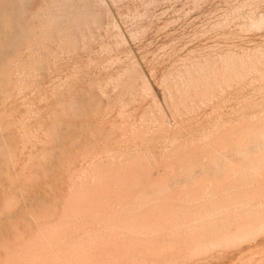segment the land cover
Returning a JSON list of instances; mask_svg holds the SVG:
<instances>
[{
    "label": "rangeland",
    "instance_id": "obj_1",
    "mask_svg": "<svg viewBox=\"0 0 264 264\" xmlns=\"http://www.w3.org/2000/svg\"><path fill=\"white\" fill-rule=\"evenodd\" d=\"M84 88L86 91L82 90ZM241 120L243 121L240 122ZM177 127L182 129L179 131ZM219 127L227 131H222ZM263 127L264 0H0V264H107L109 261L110 264H259V261L264 264V194H260L264 191ZM165 128L167 129L164 131ZM200 135L203 137L200 138ZM190 137L194 142L192 140L190 143ZM196 137L197 140L200 138V142ZM259 137L260 140L251 142ZM208 141L210 143H207ZM224 141V147H217L224 144ZM180 143L185 145L184 148ZM202 143L204 146H212H205L202 151ZM255 146L257 148L254 149ZM163 151L167 152L164 161ZM255 154L258 156L255 157ZM183 155L186 158L183 159ZM212 156L216 157L213 159ZM201 159L204 162L198 161ZM141 167L144 169L141 170ZM186 170L189 171L185 172ZM127 172L129 174L125 177ZM242 173H245V177ZM249 173L253 175L250 176ZM119 174H124L125 176H122L126 179L129 177L130 181L125 183L126 186L121 184L125 178ZM111 175H119L120 182L117 179V184L115 178V183ZM140 175L144 181L140 179ZM158 177L161 185L157 182ZM164 177L170 179L167 181ZM242 177L246 183L242 181ZM154 178L160 187L154 182ZM195 181L197 183H194ZM208 182H211V187ZM97 183L99 185H96ZM102 183H106L108 188ZM94 185L100 186L101 192L103 188V200L99 198L101 192L100 195L95 194L99 188H93ZM111 185L114 187L113 191ZM117 185L120 188L125 187L127 193L125 188H122L121 192ZM170 187L169 191L166 190ZM181 187H186L187 190H182ZM236 187H240L239 193L235 192ZM104 188L110 189L109 192ZM90 189L98 190L94 193ZM129 190L132 196H129ZM117 191L120 194H117ZM188 192L194 196L191 197ZM226 192H229V195L224 196L223 193ZM124 193L128 196H124ZM151 193L154 197L152 199ZM91 194L96 199H92ZM202 196H206L205 199H202ZM215 196H219L221 202ZM145 198L149 199L147 202L149 201L151 206L145 202ZM206 199V202H201ZM85 200L90 204L85 205ZM96 200H99V204ZM101 200L102 203L105 202L104 206L108 201V205L100 206L103 205ZM237 201L238 205L243 203L241 206L244 209L234 206ZM160 202L163 204H159ZM188 202L195 205L190 207ZM112 203L115 207H111ZM145 203L148 207H145ZM94 204L98 208H95ZM140 204L147 209H140L138 212L137 207L142 208ZM204 204L208 210L213 207V211L210 213L204 209ZM223 205L230 210L223 208ZM126 206H129L130 211H124L128 210ZM99 207L105 209L100 212H104L102 216L97 214ZM92 208L98 209L97 213ZM193 208H196L197 212ZM186 209H190V212L185 213ZM211 210L210 208L209 211ZM195 212H199V216L195 215ZM204 212L210 215H205ZM189 214L190 218L194 216L192 220L188 217ZM201 214L205 220L213 221L212 224L216 218V223L220 220L221 222L212 225L215 228L213 231L211 221L210 226L204 225L209 222L205 221ZM216 214L217 216L213 217ZM251 216L256 219L253 220ZM128 217L133 219L132 226L131 220H128L130 223L126 220ZM121 220L124 224H130H123V227L127 228L126 233ZM83 222L89 225H83ZM222 223L223 226L220 227ZM183 224L186 228H182ZM179 225L191 233L185 234ZM150 226H153V232L152 229L147 231ZM160 226L164 228L161 230ZM248 226L250 231L247 230ZM131 227L137 230L134 231ZM197 227L202 228V233ZM207 227L210 231L205 230ZM222 227L226 237L221 234L224 233ZM81 228H84V231ZM252 228L256 229L253 231ZM115 229L118 233H115ZM195 229L199 236L196 235ZM128 230L136 234L127 233ZM104 232L115 233L114 236L121 239L115 240V237ZM177 233L181 234V238ZM235 233L239 235L235 236ZM155 234L158 235L152 237ZM222 235L225 237L224 241H218ZM113 240L114 243L117 241L115 245ZM203 240L207 243L209 241L207 245L204 244L205 247L202 245L204 248L199 246L203 244ZM222 241L228 249L223 246ZM193 242L198 245L195 246ZM104 243L110 247H106ZM220 243L223 247L219 246ZM198 246L199 249L196 248ZM94 253H97L98 261ZM89 254L94 259L90 260ZM98 254L102 256V260Z\"/></svg>",
    "mask_w": 264,
    "mask_h": 264
},
{
    "label": "bare ground",
    "instance_id": "obj_2",
    "mask_svg": "<svg viewBox=\"0 0 264 264\" xmlns=\"http://www.w3.org/2000/svg\"><path fill=\"white\" fill-rule=\"evenodd\" d=\"M77 43H78V42H77ZM261 44H262V43H261ZM53 48H54V47H53ZM262 49H263V48H262ZM251 51H252V50H251ZM241 52H242V51H241ZM44 55H45V53H44ZM29 56H30V55H29ZM52 59H53V58H52ZM49 61H51V60H49ZM54 61H55V60H54ZM64 62H65V61H64ZM64 62H63V63H64ZM51 64H52V63H51ZM54 64H55V63H54ZM77 66H78V65H77ZM80 66H81V65H80ZM65 68H66V67H65ZM16 69H17V68H16ZM56 69H57V68H56ZM9 70H10V69H9ZM241 70H242V69H241ZM66 71H67V70H66ZM66 71H65V72H66ZM63 73H64V72H63ZM55 74H56V73H55ZM233 74H234V73H233ZM25 75H26V74H25ZM117 75H118V74H117ZM12 76H13V75H12ZM53 76H54V75H53ZM105 76H106V75H105ZM56 77H57V76H56ZM258 77H259V76H258ZM62 78H63V77H62ZM115 78H116V77H115ZM37 79H38V78H37ZM90 79H91V78H90ZM94 80H95V79H94ZM109 80H110V79H109ZM51 82H52V81H51ZM66 83H67V82H66ZM87 83H88V82H87ZM98 83H99V82H98ZM111 83H112V82H111ZM36 84H37V83H36ZM44 84H45V83H44ZM115 84H116V83H115ZM248 84H249V83H248ZM94 85H95V84H94ZM63 86H64V85H63ZM70 86H71V85H70ZM97 86H98V85H97ZM101 86H102V85H101ZM101 86H100V87H101ZM121 86H122V85H121ZM98 87H99V86H98ZM105 87H106V86H105ZM66 88H67V87H66ZM113 88H114V87H113ZM241 88H242V87H241ZM256 88H257V87H256ZM9 89H10V88H9ZM51 89H52V88H51ZM239 89H240V88H239ZM82 90H85V91H86L85 88L82 89ZM113 91H114V90H113ZM238 91H239V90H238ZM241 91H242V90H241ZM83 92H84V91H83ZM83 92L81 91V93H83ZM239 92H240V91H239ZM28 93H29V92H28ZM20 94H21V93H20ZM71 94H72V92H71ZM77 94H78V93H77ZM77 94H76V95H77ZM57 96H58V95H57ZM236 96H237V95H236ZM44 97H45V96H44ZM233 97H234V96H233ZM65 98H66V97H65ZM216 98H217V97H216ZM226 99H227V98H226ZM226 99H224V100H226ZM61 100H62V99H61ZM64 101H65V99H64ZM74 101H75V100H74ZM126 102H127V101H126ZM59 103H60V102H59ZM66 103H67V102H66ZM79 103H80V102H79ZM29 104H30V103H29ZM40 104H41V103H40ZM236 104H237V103H236ZM73 105H74V104H73ZM45 106H46V105H45ZM58 107H59V106H58ZM77 107H78V106H77ZM79 107H80V106H79ZM8 109H9V108H8ZM58 109H59V108H58ZM75 109H76V108H75ZM78 109H79V108H78ZM83 109H84V108H83ZM86 109H87V108H86ZM98 109H99V108H98ZM59 110H60V109H59ZM76 110H77V109H76ZM76 110H74V111H76ZM215 110H216V109H215ZM9 111H10V110H9ZM83 111H84V110H83ZM95 111H96V110H95ZM131 111H132V110H131ZM47 112H48V111H47ZM35 113H36V112H35ZM68 113H69V112H68ZM81 113H82V111H81ZM96 113H97V112H96ZM38 114H39V113H38ZM43 114H44V113H43ZM83 114H84V112H83ZM88 114H89V113H88ZM260 114H262V113H260ZM47 115H48V114H47ZM74 115H75V114H74ZM206 115H207V114H206ZM226 115H227V114H226ZM62 116H63V115H62ZM78 116H79V115H78ZM45 117H46V116H45ZM45 117H44V118H45ZM79 117H80V116H79ZM82 117H83V116H82ZM82 117H81V119H82ZM115 117H116V115H115ZM238 117H239V116H238ZM74 118H75V117H74ZM85 118H86V117H85ZM102 118H103V117H102ZM40 119H41V118H40ZM240 119H241V118H240ZM12 120H13V119H12ZM65 120H66V118H65ZM85 120H86V119H85ZM238 120H239V119H238ZM238 120H236V123L238 122ZM202 121H203V120H202ZM233 121H234V120H233ZM242 121H243V120H241L240 122H242ZM7 122H8V121H7ZM10 122H12V121H10ZM46 122H47V121H46ZM162 122H163V121H162ZM181 122H183V120H181ZM234 122H235V121H234ZM177 123H178V122H177ZM49 124H50V123H49ZM73 124H74V123H73ZM174 124H176V122H174ZM181 124L183 125V123H181ZM196 124H197V123H196ZM232 124H234V123L232 122ZM232 124H231V126H233ZM239 124H240V123H239ZM244 124H246V123H244ZM249 124H250V122H249ZM42 125H43V124H42ZM69 125H70V124H69ZM78 125H79V124H78ZM177 125L180 126V124H177ZM184 125H186V123H185ZM192 125H193V124H192ZM205 125H206V124H205ZM215 125H216V124H215ZM66 126H67V125H66ZM188 126H189V125H188ZM190 126H191V125H190ZM213 126H214V125H213ZM213 126H212V127H213ZM229 126H230V124H229ZM234 126H235V125H234ZM234 126H233V127H234ZM239 126H240V125H239ZM245 126H246V125H245ZM72 127H73V126H72ZM82 127H83V126H82ZM88 127H89V126H88ZM157 127H158V126H157ZM165 127H166V126H165ZM185 127H186V126H185ZM210 127H211V126H210ZM210 127L208 126V128H210ZM247 127H248V126H247ZM86 128H87V127H86ZM158 128H159V127H158ZM163 128H164V124H163ZM177 128H178V127H177ZM177 128H176V129H177ZM180 128H181V127H180ZM180 128H178L179 131H180ZM183 128H184V127H183ZM187 128H188V127H187ZM189 128H190V127H189ZM223 128H224V126H223ZM238 128H239V127H238ZM238 128H236V129H238ZM71 129H72V128H71ZM77 129H79V127H78ZM166 129H167V128H165L164 131H165ZM174 129H175V128H174ZM181 129H182V128H181ZM213 129H214V127H213ZM213 129H212V130H213ZM219 129H222V128L219 127ZM227 129H228V128H227ZM246 129H248V128H246ZM250 129H251V127H250ZM254 129H255V128H254ZM262 129H264V127H263ZM84 130H85V127H84ZM86 130H87V129H86ZM198 130H199V129H198ZM209 130H211V129H209ZM217 130H218V129H217ZM223 130H224V129H222V131H223ZM228 130H229V129H228ZM233 130H235V129H233ZM233 130H232V131H233ZM160 131H161V130H160ZM224 131L226 132L227 130H224ZM235 131H237V130H235ZM244 131H245V130H244ZM250 131H251V130H249L248 133H250ZM256 131L258 132V131H260V130H256ZM256 131H255L254 133H256ZM17 132H18V131H17ZM29 132H30V131H29ZM210 132H211V131H210ZM214 132H215V131H213V133H214ZM242 132H243V130H242ZM245 132H246V131H245ZM252 132H253V131H252ZM260 132H261V131H260ZM30 133H31V132H30ZM114 133H115V132H114ZM186 133H187V132H186ZM199 133H200V132H199ZM248 133H247V134H248ZM187 134L189 135V133H187ZM206 134L208 135V132H207ZM211 134H212V132H211ZM216 134H217V133H215V135H216ZM239 134H240V133H239ZM241 134H243V133H241ZM252 134H253V133H252ZM256 134H257V133H256ZM262 134H263V133H262ZM70 135L72 136V134H70ZM204 135H205V134H204ZM207 135H206L205 137H207ZM217 135H219V134H217ZM243 135H245V134H243ZM257 135H258V134H257ZM73 136H75V135H73ZM90 136H91V135H90ZM93 136H94V135H93ZM184 136H185V135H184ZM190 136H191V135H190ZM200 136H201L200 138L203 137L202 135H200ZM210 136H212V135H210ZM237 136H238V134H237ZM82 137H83V136H82ZM216 137H217V136H216ZM222 137H223V135H222ZM222 137H219V138H222ZM243 137H244V136H243ZM248 137H249V136H248ZM66 138H67V137H66ZM180 138H181V137H180ZM182 138H183V137H182ZM184 138H185V137H184ZM200 138H198L199 140H197V137H196V140L200 142ZM210 138H211V137H210ZM235 138H237L238 140L240 139L239 137H236V136H235ZM255 138H256V136H255ZM261 138H262V140H263V137H261ZM41 139H42V138H41ZM72 139H74V138H72ZM79 139H80V138H79ZM190 139H191V140H190ZM190 139H188V141L190 140V143H191L192 140H193V142H194V139H192L191 137H190ZM227 139H228V138H227ZM237 139H236V140H237ZM241 139H242V138H241ZM244 139H245V137L242 139V141H243ZM246 139H247V136H246ZM252 139H254V138H252ZM153 140H154V139H153ZM207 140H208V138H207ZM212 140H213V137H212ZM223 140H224V139H223ZM250 140H251V139H250ZM258 140H260V137H259L257 140H255V141H254V140H251V142H252V141H253V142H256V141H258ZM66 141H67V140H66ZM178 141H179V140H178ZM227 141H228V140H227ZM263 141H264V140H263ZM263 141H262V143H264ZM64 142H65V141H64ZM73 142H74V141H73ZM195 142H196V141H195ZM202 142H204V141H202ZM243 142H244V141H243ZM248 142H249V141H248ZM253 142H252V143H253ZM260 142H261V141H260ZM66 143H67V142H66ZM184 143H185V142H184ZM186 143H187V142H186ZM186 143H185V144H186ZM207 143H210V141H208ZM214 143H215V142H214ZM219 143H220V142H219ZM151 144H152V143H151ZM175 144H176V143H175ZM180 144H181V143H180ZM180 144H179V145H180ZM182 144H183V143H182ZM182 144H181V146H183V148H184L185 145H182ZM192 144H193V143H192ZM197 144L201 145L200 143H197ZM229 144H230V143H229ZM229 144H228V145H229ZM67 145H68V144H67ZM70 145H71V144H70ZM97 145H98V144H97ZM195 145H196V144H194V146H195ZM202 145L204 146L203 143H202ZM210 145H211V144H210ZM214 145H215V144H214ZM220 145H221V146L226 145V144H225V141H224V144H219V145H217V147L220 148V147H221ZM262 145H263V144H262ZM63 146H64V145H63ZM65 146H66V145H65ZM71 146H73V145H71ZM71 146H70V147H71ZM176 146H177V145H176ZM192 146H193V145H192ZM205 146H206V144H205ZM205 146L203 147V150H202V151H204ZM211 146H212V145H211ZM211 146H208V145H207L206 147H210V148H211ZM236 146H237V145H236ZM251 146H253V145H251ZM91 147H92V146H91ZM150 147H151V146H150ZM152 147H153V146H152ZM187 147H189V143H188V146H187ZM190 147H191V144H190ZM195 147H196V146H195ZM223 147H224V146H223ZM225 147H226V146H225ZM231 147H232V146H231ZM231 147H230V148H231ZM238 147H239V146H238ZM248 147H249V146H248ZM75 148H76V147H75ZM94 148H95V147H94ZM98 148H99V147H98ZM171 148H172V147H171ZM171 148H169V149H171ZM200 148H202V147H200ZM210 148H209V149H210ZM215 148H216V145H215ZM226 148H227V147H226ZM230 148H229V149H230ZM253 148L255 149V148H257V147L255 146V147H253ZM68 149H69V148H68ZM76 149H77V148H76ZM89 149H90V148H89ZM161 149H162V148H161ZM167 149H168V148H167ZM173 149H175V148H173ZM235 149H237V148H235ZM250 149L252 150L251 147H250ZM250 149H247V150H250ZM163 150H165V149H163ZM187 150H188V148H187ZM187 150L185 149V151H187ZM191 150H193V149L191 148ZM205 150H206V149H205ZM212 150H213V149H212ZM224 150H225V149H224ZM224 150H223V151H224ZM231 150L233 151L234 149H231ZM251 150H250V151H251ZM35 151H36V150H35ZM76 151H77V150H76ZM94 151H95V150H94ZM169 151H170V150H169ZM171 151H172V150H171ZM171 151H170V152H171ZM195 151H196V150H195ZM207 151H208V149H207ZM225 151H227V150H225ZM229 151H230V150H229ZM229 151H228V152H229ZM232 151H231V152H232ZM220 152H222V151H220ZM236 152H237V151H236ZM239 152H240V151H239ZM246 152H248V151H246ZM160 153H161V152H160ZM163 153H164V156H163L164 159H162V160L164 161V160H165V155H166L167 152L165 153V152L163 151ZM163 153H162V155H163ZM172 153H173V151H172ZM179 153H180V152H179ZM193 153H194V152H193ZM225 153H226V152H225ZM229 153H230V152H229ZM70 154H72V153H70ZM151 154H152V153H151ZM168 154H169V152H168ZM168 154H167V156H168ZM170 154H171V153H170ZM217 154H220V153H217ZM217 154H216V155H217ZM226 154H227V153H226ZM226 154H225V155H226ZM242 154H243V152H242ZM244 154H245V152H244ZM258 154H259V153H258ZM78 155H79V153H78ZM202 155H203V154H202ZM220 155H221V154H220ZM220 155H219V156H220ZM222 155H223V154H222ZM255 155H256V154H255ZM260 155H261V154H260ZM167 156H166V157H167ZM187 156H188V155H187ZM190 156H191V154H190ZM190 156H189V157H190ZM229 156H230V155H229ZM246 156H247V155H245V157H246ZM249 156H250V155H249ZM252 156H254V155H252ZM257 156H258V155H256L255 157H257ZM261 156H263V153H262ZM67 157H69V156H67ZM168 157H170V156H168ZM168 157H167V158H168ZM173 157H174V155L172 156V159H174ZM182 157H183V159H184L185 156L183 155ZM182 157H181V158H182ZM191 157L194 158L193 156H191ZM206 157H207V156H206ZM212 157H213V159H214V157H216V156H212ZM212 157H211V159H212ZM240 157H241V156H240ZM250 157H251V156H250ZM167 158H166V159H167ZM185 158H186V157H185ZM233 158H234V157H233ZM246 158H247V157H246ZM248 158H249V157H248ZM259 158H260V157H259ZM261 158L263 159V157H261ZM261 158H260V159H261ZM24 159H25V158H24ZM169 159H170V158H169ZM183 159H182V160H183ZM189 159H191V158H189ZM206 159H207V158H206ZM206 159H205V160H206ZM218 159H220V158H218ZM223 159H224V158H223ZM167 160H168V159H167ZM191 160H192V159H191ZM225 160H226V157H225ZM254 160H255V159H254ZM254 160H253V162H254ZM41 161H42V160H41ZM99 161H100V160H99ZM186 161H187V159H186ZM192 161H194V159H193ZM192 161H191V162H190V161H187V162H190L191 164H193ZM198 161H200L201 163L204 162L203 159L198 160ZM211 161H212V160H211ZM251 161H252V160H251ZM255 161H256V160H255ZM258 161H259V160H258ZM263 161H264V160H263ZM35 162H36V161H35ZM58 162H59V161H58ZM166 162H167V161H166ZM169 162H170V161H169ZM171 162H172V161H171ZM181 162H183V161H181ZM196 162H197V161H196ZM214 162H215V161H214ZM60 163H61V162H60ZM74 163H75V162H74ZM74 163H73V164H74ZM79 163H80V162H79ZM167 163H168V162H167ZM167 163H166V165H167ZM179 163H180V162H179ZM207 163H208V162H207ZM215 163H216V162H215ZM215 163H213V165H215ZM224 163H225V162H224ZM228 163H229V162H228ZM259 163H260V162H259ZM57 164H58V163H57ZM57 164H56V165H57ZM171 164H172V163H171ZM171 164H170V167L172 166ZM186 164H187V163H185L184 165H186ZM196 164H197V163H196ZM216 164H217V163H216ZM230 164H231V163H230ZM232 164H235V163H232ZM242 164H243V163H242ZM249 164H250V163H249ZM251 164H252V163H251ZM263 164H264V162H263ZM59 165H60V164H59ZM70 165H71V164H70ZM156 165H157V164H156ZM162 165L165 166V164H162ZM181 165H182V164H180V166H181ZM206 165H207V164H206ZM211 165H212V164H211ZM224 165H225V164H224ZM252 165H253V164H252ZM252 165H251V166H252ZM260 165H261V164H260ZM260 165H259V166H260ZM53 166H54V165H53ZM146 166H147V165H146ZM151 166H152V165H151ZM173 166H174V165H173ZM186 166H187V165H186ZM186 166H185V168H186ZM217 166H218V168H220L219 165H217ZM228 166H229V165H228ZM233 166L236 167V165H233ZM240 166H241V165H240ZM259 166H258V168H261V167H259ZM60 167H61V166H60ZM136 167H137V166H136ZM147 167H149V166H147ZM158 167H159V166H158ZM193 167H194V166H193ZM196 167H197V166H196ZM238 167H239V166H238ZM242 167H243V166H242ZM244 167H245V166H244ZM247 167H249V166H247ZM255 167H256V166H255ZM70 168H71V167H70ZM138 168H139V167H138ZM138 168H137V169H138ZM162 168H163V167H162ZM174 168H176V167L174 166ZM178 168H179V167H178ZM188 168H190V166H188ZM205 168H206V167H205ZM231 168H232V166H231ZM236 168H237V167H236ZM236 168H234V169H235V172H236ZM258 168H257V169H258ZM262 168H263V170H264V166H262ZM139 169H140V168H139ZM142 169H144V167H143V168L141 167V170H142ZM168 169H169V168H168ZM171 169H172V168H171ZM186 169H187V168H186ZM191 169H192V167H191ZM223 169H224V168H223ZM227 169H228V168H227ZM229 169H230V168H229ZM234 169H233V170H234ZM244 169H245V168H244ZM244 169H243V170H244ZM251 169H252V168H251ZM251 169H250V170H251ZM253 169H254V167H253ZM29 170H30V169H29ZM133 170H135V169H133ZM149 170H150V169H149ZM161 170H162V169H161ZM164 170H166V169L164 168ZM164 170H162V172H163ZM169 170H170V169H169ZM239 170H242V169H239ZM247 170H248V169H247ZM60 171H61V170H60ZM62 171H63V170H62ZM70 171H71V170H70ZM81 171H82V170H81ZM166 171H167V170H166ZM166 171H165V173H166ZM172 171H174V170H172ZM177 171H179V170H177ZM177 171H176V172H177ZM183 171H184V170H183ZM187 171H189V170H186L185 172H187ZM230 171H231V170H230ZM245 171H246V169L244 170V172H245ZM248 171H249V170H248ZM252 171H254V170H252ZM258 171H261V170H258ZM258 171H257V173H258ZM65 172H66V171H65ZM71 172H72V171H71ZM109 172H111V171H109ZM138 172L140 173V170H139ZM149 172H150V171H149ZM176 172H175V173H176ZM179 172H181V171H179ZM240 172H241V171H240ZM250 172H251V171H250ZM66 173H67V172H66ZM105 173H106V172H105ZM107 173H108V171H107ZM154 173H155V172H154ZM159 173H160V171H159ZM233 173H234V172H233ZM238 173H239V172L237 171L236 174L238 175ZM252 173H253V172H252ZM103 174H104V173H103ZM128 174H129V173L127 172V173H125L126 176H125L124 174H122V175H124L125 177H127ZM132 174H133V172H132ZM143 174H144V173H143ZM155 174H156V173H155ZM155 174H154V175H155ZM173 174H174V173H173ZM183 174H184V172H183ZM194 174H195V173H194ZM198 174H199V173H198ZM198 174H197V175H198ZM223 174H224V173H223ZM236 174H235V176H236ZM244 174H245V173H242V175H244ZM250 174H251V173H249V175H250ZM255 174H256V173H255ZM255 174H254V175H255ZM113 175L115 176V174H113ZM119 175H120V174H119ZM119 175H118V176H119ZM122 175H120V176H122ZM151 175H152V174H151ZM157 175H161V174H157ZM168 175H170V174L168 173ZM171 175H172V173H171ZM175 175H176V174H174V176H175ZM184 175H186V174H184ZM233 175H234V174H233ZM233 175H232V176H233ZM240 175H241V174H240ZM252 175H253V174H252ZM252 175H250V176H252ZM56 176H57V175H56ZM104 176H105V174H104ZM111 176H112V175H111ZM114 176H112V178H113ZM118 176L116 175V177H114V182H115V178H116V180H117V179L119 180V177H118ZM124 176H122L123 179L125 178ZM138 176H139V174H138ZM138 176H137V177H138ZM141 176H142V175H140V177H141ZM166 176H167V175H166ZM166 176H165V177H166ZM181 176H183V175H181ZM188 176H189V175H188ZM193 176H194V175H193ZM210 176H211V175H210ZM235 176H234V177H235ZM255 176H256V175H255ZM255 176H254V177H255ZM258 176H260V175H258ZM46 177H48V176H46ZM133 177H135V175H133ZM162 177H163V175H162ZM165 177H164V178H165ZM183 177L186 178V176H183ZM196 177H197V176H196ZM228 177H230V173H229ZM238 177L240 178V176H238ZM244 177H245V175H244ZM244 177H242V181H244V180H243ZM247 177H248V175H246V178H247ZM167 178H168V176H167ZM172 178H173V176H172ZM212 178H213V177H212ZM215 178H217V177H215ZM232 178H233V177H232ZM246 178H245V179H246ZM252 178H253V177H252ZM255 178H257V177H255ZM68 179H69V178H68ZM72 179H73V178H72ZM120 179H121V177H120ZM140 179L143 180L142 177H141ZM144 179H145V178H144ZM165 179H166V178H165ZM169 179H170V178H169ZM169 179H168V180H169ZM173 179H175V178H173ZM173 179H172V180H173ZM186 179H187V178H186ZM194 179H195V177H194ZM217 179H218V178H217ZM234 179H235V178H234ZM248 179H249V178H247L246 180H248ZM50 180H51V179H50ZM118 180H117V184L120 182V180H119V182H118ZM126 180H127V181H126ZM132 180H133V178H132ZM134 180H135V179H134ZM134 180H133V181H134ZM142 180H141V181H142ZM166 180H167V179H166ZM168 180H167V181H168ZM213 180H214V178H213ZM236 180H237V178H236ZM236 180H235V181H236ZM246 180H245V181H246ZM22 181H23V178H22ZM52 181L54 182V178L52 179ZM68 181H69V180H68ZM70 181H71V180H70ZM70 181H69V182H70ZM109 181H110V180H109ZM109 181H108V182H109ZM128 181H130V180H129V177H128V179L125 178V181L123 180V182H122L121 184H123V183L125 184V183H127ZM136 181H137V179H136ZM143 181H144V180H143ZM149 181H150V179H149ZM160 181H161V180H160ZM160 181H159V177H158V181H157V182H159V185H161ZM162 181H163V179H162ZM170 181H171V180H170ZM199 181H200V180H199ZM203 181L206 182V180H203ZM217 181H219V179H218ZM245 181H244V182H245ZM58 182H60V181H58ZM138 182L141 183L140 181H138ZM138 182H137V183H138ZM145 182H146V180H145ZM154 182H156V181H155V178H154ZM157 182H156V184H157ZM165 182H166V181H165ZM189 182H190V181H189ZM211 182H212V181H211ZM211 182H210V183L208 182V183H209V186H210ZM246 182H247V181H246ZM246 182H245V183H246ZM248 182H249V180H248ZM263 182H264V181H263ZM47 183H48V182H47ZM51 183H52V182H51ZM110 183H113V182H110ZM110 183H109V185H110ZM115 183H116V182H115ZM115 183H114V184H115ZM162 183H163V182H162ZM192 183H193V182H192ZM194 183H197V182L195 181ZM201 183H202V182H201ZM201 183L199 182V184H201ZM206 183H207V182H206ZM224 183H225V182H224ZM245 183H244V184H245ZM261 183H262V182H261ZM261 183H260V184H261ZM53 184H54V183H53ZM102 184H103V185H106V183H105V184L102 183ZM130 184H131V183H130ZM130 184H128V185H130ZM154 184H155V183H154ZM212 184H213V182H212ZM237 184H238V183H237ZM58 185H59V183H58ZM96 185H99V184L97 183ZM103 185H102V187H103ZM112 185H113V184H112ZM112 185H111V187H110V186H109V187L112 188V187H113ZM142 185H144V184H142ZM145 185H146V184H145ZM145 185H144V186H145ZM157 185H158V184H157ZM157 185H155V186H157ZM159 185H158V186H159ZM164 185H165V184H164ZM168 185H169V184H168ZM168 185H167V186H168ZM171 185H172V184H171ZM197 185H198V184H197ZM204 185H205V184H204ZM250 185H253V184H250ZM69 186H70V185H69ZM69 186H68V187H69ZM118 186H119V185H117V188H118ZM123 186H126V184L123 185ZM123 186H121V187H122V188H125V187H123ZM133 186H134V184H133ZM137 186H138V185H137ZM137 186H136V188H137ZM152 186H153V185H152ZM152 186H151V188H152ZM155 186H154V187H155ZM162 186H163V185H162ZM186 186H187V185H186ZM202 186H203V185H202ZM205 186H206V185H205ZM238 186H239V184H238ZM263 186H264V185H263ZM47 187H48V186H47ZM60 187H61V186H60ZM62 187H63V185H62ZM76 187H77V186H76ZM90 187H91V186H90ZM90 187H88V189H89ZM96 187H97V186H96ZM96 187H95V185H94L93 188H96ZM99 187H100V186H98L97 188H99ZM134 187H135V186H134ZM134 187H132V188L130 187V188L133 189ZM159 187H160V186H159ZM203 187H204V186H203ZM210 187H211V186H210ZM210 187L207 186V188H210ZM247 187H248V186H247ZM71 188H72V187H71ZM86 188H87V187H86ZM106 188H108L107 185H106ZM106 188H104V190H105ZM115 188H116V185H115ZM122 188H120V186H119V189H121V192H123V191H122V190H123ZM138 188H139V187H138ZM164 188H165V187H164ZM192 188H193V187H192ZM204 188H206V187H204ZM212 188H213V187H212ZM229 188H230V187H229ZM236 188H237V190H236L235 192H238V193H239V191H240L239 188H240V187H239V188L236 187ZM245 188H246V187H245ZM245 188H244V189H245ZM261 188H262V187H261ZM131 189H130V190H131ZM142 189H143V188H142ZM162 189H163V188H162ZM170 189H171V187L168 188V189L166 188V190H168V191H169ZM181 189H182V187H181ZM183 189L187 190L186 187L183 188ZM183 189H182V190H183ZM213 189H214V188H213ZM215 189H216V188H215ZM232 189H233V188H232ZM234 189H235V188H234ZM234 189H233V190H234ZM253 189H254V188H253ZM68 190H69V189H68ZM75 190H76V189H75ZM90 190H92V192H94V191H97L98 189H94V191H93V189H90ZM99 190H100V188H99ZM99 190H98V191H99ZM109 190H110V189H109ZM109 190L106 189V191H108V192H109ZM113 190H114V187H113V189H112L111 191H113ZM115 190H116V189H115ZM125 190H126V188H125ZM130 190H129V191H130ZM134 190H135V189H134ZM166 190L164 189L163 191L166 192ZM188 190H189V189H188ZM207 190H208V189H207ZM210 190H211V189H210ZM210 190H209V191H210ZM233 190H232V191H233ZM45 191H46V190H45ZM98 191H97L96 193H95V192H94V193H95V194L98 193V195H100L99 193L101 192V190H100L99 192H98ZM119 191H120V190H119ZM131 191H133V190H131ZM131 191H130V192H131ZM139 191H140V190H139ZM146 191H147V190H146ZM149 191H150V190H149ZM174 191H175V190H174ZM230 191H231V190H230ZM230 191H229V192H230ZM252 191H253V190H252ZM77 192H78V191H77ZM82 192H83V191H82ZM92 192H91V193H92ZM115 192H116V191H115ZM117 192H118V191H117ZM124 192H125V191H124ZM144 192H145V191H144ZM159 192H160V191H159ZM172 192H173V191H172ZM198 192H199V191H198ZM198 192L196 191V193H198ZM212 192H213V191H212ZM229 192H228V193H229ZM233 192H234V191H233ZM233 192H230V193H233ZM259 192H261V191H259ZM86 193H87V192H86ZM94 193H92V194H94ZM102 193H103V188H102L101 195H100V197H99V198H101V199H102V197H103L102 195H105V192H104V194H102ZM126 193H127V190H126ZM126 193H124V194H125L124 196H128ZM128 193H129V192H128ZM167 193H168V192H167ZM193 193H195V191H194ZM209 193H210V192H209ZM228 193H227V192H226V193H223V195L225 196V194L227 195ZM252 193H253V192H252ZM67 194H68V193H67ZM83 194H84V193H83ZM92 194H91L90 197L93 199L94 197L92 196ZM115 194H116V193H115ZM117 194H120V193L118 192ZM129 194H130L129 196H132V195H131L132 192L129 193ZM161 194H162V193H161ZM179 194H180V192H179ZM186 194H187V193H186ZM188 194H189V192H188ZM206 194H207V193H206ZM206 194H205V195H206ZM216 194H217V193H216ZM258 194H259V193H258ZM260 194H264V191H262ZM106 195H107V192H106ZM108 195H109V194H108ZM110 195H112V194H110ZM133 195H134V193H133ZM151 195H152V193H151ZM151 195H149V197H150ZM182 195H184V193L181 194V196H182ZM189 195H190V194H189ZM196 195L198 196L199 194H196ZM202 195H203V194H202ZM214 195H215V192H214V194L212 195L213 198H214ZM220 195H222V194H220ZM223 195H222L221 197H223ZM228 195H229V194H228ZM233 195H235V193H234ZM233 195H231V197H233ZM66 196H68V195H66ZM101 196H102V197H101ZM114 196H115V195H114ZM116 196L118 197V195H116ZM121 196H123V195H121ZM134 196H135V195H134ZM140 196H141V195H140ZM140 196H139V197H140ZM154 196H155V195H154ZM163 196H164V195H163ZM181 196H180V197H181ZM190 196H191V195H190ZM190 196H189V197H190ZM193 196H194V195H192L191 197H193ZM199 196H200V195H199ZM236 196H237V195H236ZM251 196H252V195H251ZM253 196H254V194H253ZM75 197H76V196H75ZM84 197H85V196H84ZM105 197H108V196H105ZM109 197H110V196H109ZM109 197H108V198H109ZM141 197H142V196H141ZM152 197H153V195L151 196V199H152ZM168 197H169V196H168ZM187 197H188V196L186 195V198H187ZM203 197H204V199H205L206 196H202L201 198L203 199ZM210 197H211V196H210ZM210 197H208V198H210ZM217 197H218V198H217ZM217 197L215 196L216 199H219V200H220L219 196H217ZM231 197H230L229 199H231ZM238 197H239V196H238ZM243 197H244V195H243ZM249 197H250V196H249ZM59 198H60V197H59ZM97 198H98V196H97ZM99 198H98V199H99ZM111 198H112V196L110 197V199H111ZM113 198H114V197H113ZM119 198H121V197H119ZM122 198H123V197H122ZM136 198H137V197H136ZM147 198H148V197H147ZM147 198H145L146 201H145V200H142V201L147 202V200H149V199H147ZM153 198H154V197H153ZM178 198H179V197H178ZM208 198H207V199H208ZM227 198H228V197L225 198L226 201H228ZM260 198H261V197H260ZM55 199H56V198H55ZM94 199H96V198H94ZM129 199H130V198H129ZM129 199H128V200H129ZM187 199H188V198H187ZM202 199H201V200H202ZM207 199L204 200V201H201V202H206ZM238 199H240V198H238ZM56 200H57V199H56ZM89 200H90V198H89ZM102 200H103V199H102ZM102 200H101V203H102ZM196 200H197V199H196ZM209 200H210V199H209ZM211 200H212V199H211ZM211 200H210V201H211ZM243 200H244V199H243ZM243 200H242V201H243ZM250 200H251V199H250ZM60 201H61V200H60ZM60 201H59V202H60ZM64 201H65V200H64ZM82 201H83V200H82ZM85 201H86V200H85ZM91 201H92V200H91ZM96 201H98V202H96V203L99 204V200H96ZM104 201H106V200H104ZM123 201H124V200H123ZM125 201H127V200H125ZM130 201H132V200H130ZM136 201H137V200H136ZM136 201H135V202H136ZM167 201H168V200H167ZM198 201H199V200H198ZM229 201H230V200H229ZM240 201H241V200H240ZM247 201H248V198H247ZM75 202H76V201H75ZM93 202H94V200H93ZM120 202H122V201H120ZM132 202H133V201H132ZM132 202H131V203H132ZM135 202H134V204H137V205H138V203H135ZM140 202H141V201H140ZM152 202H153V201H152ZM165 202H166V201H165ZM168 202H169V201H168ZM212 202H213V201H212ZM220 202H221V200H220ZM233 202H234V201H232V203H233ZM243 202H244V201H243ZM60 203H61V202H60ZM60 203H59V204H60ZM86 203H89V201H88V202L86 201V202H85V205H86ZM94 203H95V202H94ZM104 203H105V202H104ZM104 203H102L103 205L100 204V206H104ZM123 203L125 204V203H127V202H123ZM156 203H158V202H156ZM156 203H154V204H156ZM161 203H162V202H160L159 204H161ZM174 203H175V202H174ZM188 203H189V202H188ZM192 203H193V202H192ZM192 203H191V204L189 203V204H190V207H192L191 205H193V206L195 205V204H192ZM222 203H223V202H222ZM235 203H236L237 205H234V206H237L238 209H240L241 207H243V206H241L243 203H242L241 205H238V201L235 202ZM63 204H64V203H63ZM80 204H81V202H80ZM80 204H79V205H80ZM89 204H90V203H89ZM134 204H133V206H135ZM145 204H146V203H145ZM145 204H144V205H145ZM147 204L149 205V201L147 202ZM147 204L145 205V207H148ZM162 204H163V203H162ZM223 204H224V203H223ZM230 204H231V203H230ZM246 204H247V202L244 203V205H246ZM64 205H65V204H64ZM77 205H78V204H77ZM81 205H82V204H81ZM91 205H92V203H91ZM107 205H108V201H107ZM107 205H105V206H107ZM112 205H113V203H112ZM116 205H117V202H116ZM129 205H130V203H129ZM137 205H136V207H137ZM140 205H141V204H140ZM142 205H143V204H142ZM142 205H141L142 208H140V206L137 207V208L139 209L138 212L141 211L140 209H145V210L147 209V208H145V207L143 208ZM152 205H153V203H152ZM198 205H200V204H198ZM215 205H217V201H216V204H215ZM219 205H220V203H219ZM58 206H60V205H58ZM92 206H93V205H92ZM92 206H91V207H92ZM94 206H95V204H94ZM105 206H104V207H105ZM109 206H110V203H109ZM130 206H131V208H133L132 205H130ZM149 206H151V204H150ZM160 206L162 207V205H160ZM184 206H186V205H184ZM203 206H204V207H203L204 209H207V206H206L205 204H204ZM225 206H226V205H225ZM225 206L223 205V208H224ZM238 206H241V207L239 208ZM60 207H61V206H60ZM77 207H78V206H77ZM91 207H87V208H91ZM96 207H97V206H95V208H96ZM111 207H115V205H113V206H111ZM117 207H118V206H117ZM119 207H120V206H119ZM126 207H127V206H126ZM126 207H125V208H126ZM128 207H129V206H128ZM128 207H127L128 210H124V211H130V210H129L130 208H128ZM174 207H175V206H174ZM200 207H201V208H200V210H201V209H202V206H200ZM205 207H206V208H205ZM228 207H229V206H228ZM83 208H84V207H83ZM95 208H92V210H94ZM97 208H98V207H97ZM99 208H100V207H99ZM101 208H103V207H101ZM101 208H100V209H101ZM125 208H123V209H125ZM181 208H182V206H181ZM187 208H188V205H187ZM196 208L198 209L199 206L196 207ZM196 208H193V209L195 210ZM210 208L212 209L211 211H209ZM210 208H209V210H208V209H207V210H208V212L211 213V212L213 211V207H210ZM216 208H217V207H216ZM229 208H230V207H229ZM237 208H236V209H237ZM72 209H73V207H72ZM100 209H99V211H98V209H95L96 212H95V211H93V212L97 213V211H98L97 214L99 215L101 211H104V210H105L104 208H103V210H100ZM109 209H110V211H111V208H109ZM109 209H106V210L109 211ZM119 209H120V208H119ZM123 209H121V210H123ZM135 209H136V208H135ZM135 209H134V210H135ZM172 209H173V208H172ZM178 209L180 210V208H177V210H178ZM204 209H203V210H204ZM225 209H226V207H225ZM225 209H224V210H225ZM231 209L233 210V208H231ZM236 209H235V211H236ZM242 209H244V207H243ZM242 209H241V211H242ZM89 210H90V209H89ZM116 210H117V212H120V211H118V209H116ZM136 210H137V209H136ZM166 210H167V208H166ZM173 210H174V209H173ZM177 210L175 209V211H177ZM183 210H184V209H183ZM186 210H187V209H186ZM186 210H185V211H186ZM191 210H192V209H191ZM203 210H201V211H203ZM220 210H221V208H220ZM222 210H223V209H222ZM226 210H230V209H226ZM245 210H246V209H245ZM257 210H259V209H257ZM58 211H59V210H58ZM84 211H85V210H84ZM86 211H88V210H86ZM124 211H123V212H124ZM132 211H133V210H132ZM175 211H174V212H175ZM188 211L190 212V209L187 210L185 213H187ZM195 211L197 212V210H195ZM237 211H238V210H237ZM237 211H236V212H237ZM61 212H62V211H61ZM61 212H60V213H61ZM111 212H113V210H112ZM135 212H136V211H135ZM174 212H173V214H175ZM196 212H195V215H198V216H199L198 213H199L200 211H199L197 214H196ZM223 212H224V211H223ZM225 212L227 213V211H225ZM253 212H254V211H253ZM253 212H252V213H253ZM255 212H256V209H255ZM258 212H260V211H258ZM258 212H257V214H258ZM262 212H263V210H262ZM262 212H261V213H262ZM88 213H89V211H88ZM90 213H92V211H91ZM109 213H110V212H109ZM120 213H122V212H120ZM124 213L126 214V212H124ZM124 213H123V214H124ZM130 213H131V212H130ZM177 213H179V211H178ZM183 213H184V212H182V214H183ZM200 213H201V212H200ZM206 213H207V212H204L205 215H206ZM210 213H207L208 216L210 215ZM216 213H217V212H216ZM231 213H232V211H231ZM261 213H260V214H261ZM263 213H264V212H263ZM56 214H58V213L56 212ZM103 214H104V212H103L102 214H100V215L102 216ZM107 214H108V213H107ZM107 214H106V215H107ZM114 214H115V212H114ZM123 214H122V216H123ZM128 214H129V213H128ZM133 214H134V212H133ZM182 214H181L180 217L183 216ZM191 214H193V213H191ZM191 214H189V216H188V215H187V216L190 218V215H191ZM212 214H214V213H212ZM212 214H211L210 217H212ZM218 214H219V213H218ZM223 214H225V213H223ZM229 214H230V213H229ZM232 214H233V213H232ZM242 214H243V213H242ZM89 215H90V214H89ZM89 215H88V216H89ZM95 215H96V214H95ZM109 215H110V214H109ZM109 215H108V216H109ZM111 215H112V214H111ZM115 215H116V214H115ZM117 215H118V213H117ZM119 215H121V214H119ZM156 215H157V214H156ZM171 215H172V214H171ZM201 215H202V218H203V214H201ZM201 215H200V216H201ZM205 215H204V216H205ZM227 215H228V214H227ZM238 215H240V214H238ZM246 215L248 216V214H246ZM55 216H56V215H55ZM108 216H107V217H108ZM130 216H131V215H130ZM165 216H166V215H165ZM172 216H174V215H172ZM175 216H176V215H175ZM185 216H186V215H185ZM216 216H217V214H216L215 216L213 215V217H216ZM244 216H245V215H244ZM255 216H258V215H255ZM255 216H254V217H255ZM260 216H261V215H260ZM48 217H49V216H48ZM52 217H53V216H52ZM52 217H50V218H52ZM91 217H93V216H91ZM94 217H96V216H94ZM99 217H100V216H99ZM107 217H106V218H107ZM110 217H111V216H110ZM114 217H115V216H114ZM124 217H125V216H124ZM178 217H179V216H178ZM196 217H197V216H196ZM233 217H234V216H233ZM240 217H241V216H240ZM251 217H252L253 220L256 219V218L254 219L253 216H251ZM261 217H262V216H261ZM100 218H101V217H100ZM103 218H104V217H103ZM118 218H119V216H118ZM122 218H123V217H122ZM139 218H140V217H139ZM185 218H186V217H185ZM193 218H194V216H193ZM193 218H190V219L192 220ZM200 218H201V217H200ZM245 218H246V216H245ZM245 218H244V219H245ZM93 219H94V218H92V220H93ZM97 219H98V217H97ZM97 219H96V220H97ZM120 219H121V218H120ZM125 219H126V218H125ZM125 219H122V220L124 221ZM129 219L131 220V226H132V220H133V219H131V218L128 217V219H126V220L128 221ZM163 219H164V218H163ZM176 219H177V218H176ZM203 219L205 220V218H203ZM210 219H211V218H210ZM214 219H215V218H214ZM214 219H212V220H214ZM216 219H217V218H216ZM216 219H215V221H216ZM235 219H236V218H235ZM239 219H240V218H239ZM259 219H260V217L257 218V220H259ZM88 220H89V219H88ZM92 220H91V221H92ZM98 220H99V219H98ZM100 220H101V219H100ZM102 220H103V219H102ZM117 220H118V219H117ZM122 220H121L120 222H122ZM126 220H125V221H126ZM169 220H170V219H168V221H169ZM177 220H180V221L182 222L181 219H177ZM187 220H188V219H187ZM198 220H199V219H198ZM198 220L196 219V221H198ZM218 220H219V219H218ZM237 220H238V219H237ZM237 220H236V221H237ZM86 221H87V219H86ZM104 221H105V220H104ZM118 221H119V220H118ZM118 221H115V222L118 223ZM125 221H124V222H125ZM127 221H126V222H127ZM134 221H135V219H134ZM134 221H133V222H134ZM139 221H140V219H139ZM139 221H137L136 223H139ZM141 221H142V220H141ZM143 221H145V220L143 219ZM143 221H142V222H143ZM173 221H174V220H173ZM173 221H172V223H173ZM175 221H176V220H175ZM200 221H201V220H200ZM205 221H207V220H205ZM209 221H211V220H209ZM209 221H207V222H209ZM215 221H214V223L217 222V221H216V222H215ZM55 222H56V221H55ZM80 222H82V221H80ZM84 222H85V221H84ZM84 222H83V225L86 224V223L84 224ZM94 222H95V220H94ZM94 222H92V224H94ZM100 222H101V221H100ZM105 222H106V221H105ZM164 222L166 223V220H164ZM181 222H180L179 224H181ZM194 222H195V219H194ZM202 222H203V221H202ZM212 222H213V221H211V226H212V225L214 226V225L220 223L221 220L218 221V223H216V224H214V223L212 224ZM222 222H224V220H222ZM225 222H226V221H225ZM229 222H230V221H229ZM243 222H244V221H243ZM76 223H77V222H76ZM95 223H96V222H95ZM128 223H130V221H128ZM128 223H127V224H126V223L124 224V223L122 222V227H123V224L129 226L130 224H128ZM136 223H134V224H136ZM167 223H168V222H167ZM167 223H166V224H167ZM197 223H198V222H197ZM234 223H235V221H234ZM238 223H239V221H238ZM52 224H53V223H52ZM80 224H81V223H80ZM106 224H108V223L106 222ZM118 224H119V223H118ZM118 224H117V225H118ZM120 224H121V223H120ZM120 224H119V225H120ZM169 224H171V222H170ZM191 224L193 225V223H191ZM199 224L201 225V222H200ZM199 224H198V225H199ZM206 224H207V225L209 224V226H210V222H209V223H205L204 225H206ZM72 225H73V224H72ZM87 225H89V223L86 224V226H87ZM90 225H91V224H90ZM94 225H95V224H94ZM136 225H137V224H136ZM172 225H174V224H172ZM187 225H188V224H186V226H187ZM207 225H206V226H207ZM226 225H228V221H227V224H226ZM247 225H248V224H247ZM249 225H250V224H249ZM256 225H257V223H255V226H256ZM263 225H264V224H263ZM34 226H35V224H34ZM44 226H45V225H44ZM81 226H82V224H81ZM138 226H140V223L138 224ZM147 226H148V225H147ZM154 226L156 227V225H154ZM158 226H159V225H158ZM169 226H170V225H169ZM169 226H168V228H169ZM177 226H178V225H177ZM179 226H180V225H179ZM181 226H182V225H181ZM181 226H180V228H181ZM184 226H185V225L183 224V227H182V228H186V227H184ZM194 226H195V225H194ZM194 226H193V227H194ZM202 226H203V225H202ZM213 226H212V227H213ZM219 226H220V227L223 226V223H222V225H219ZM219 226H215V227H219ZM230 226L233 227L232 225H230ZM255 226H254V227H255ZM79 227H80V225H79ZM117 227H118V226H117ZM120 227H121V226H120ZM122 227H121V229H122ZM150 227H151V228H149L147 231H150V230L152 229L153 226H150ZM174 227H175V226H174ZM189 227H190V224H189ZM199 227H200V226H199ZM199 227H197V228H199ZM204 227H205V226H204ZM212 227H211V228H212ZM226 227H227V226H226ZM237 227H238V225H237ZM243 227H245L244 224H243ZM248 227H249V226H248ZM248 227H246V228H248ZM261 227H262V226H261ZM263 227H264V226H263ZM123 228L125 229L126 226L123 227ZM137 228H138V227H137ZM139 228H140V227H139ZM143 228H144V227H143ZM143 228H142V230H143ZM145 228H146V227H145ZM157 228H158V227H157ZM160 228H161V226H160ZM162 228H164V227H162ZM162 228H161V230H162ZM170 228H171V227H170ZM182 228H181V229H182ZM207 228H208V227H207ZM229 228H230V227H228V229H229ZM239 228H240V227H239ZM258 228H259V227H258ZM48 229H49V228H48ZM81 229H82V228H81ZM83 229H84V228H83ZM83 229H82V231H84ZM85 229H87V228H85ZM103 229H104V228H103ZM111 229H112V228H111ZM121 229H120V230H121ZM126 229H127V228H126ZM126 229L124 230L125 233H126ZM129 229H130V228H129ZM131 229H132V227H131ZM146 229H147V228H146ZM173 229H174V228H173ZM199 229L201 230V232H200V231H199V232L202 233V228H199ZM203 229H205V228H203ZM218 229L221 230L220 228H218ZM218 229H217V232H218ZM224 229H225V226H224ZM226 229H227V228H226ZM233 229H234V228H233ZM244 229H245V228H244ZM244 229H243V230H244ZM252 229H253V231H254L256 228H255V229L252 228ZM76 230H77V229H76ZM100 230H101V229H100ZM132 230L136 231L137 229L135 228V229H132ZM140 230H141V229H140ZM142 230H141V231H142ZM166 230H167V227H166ZM166 230H165V231H166ZM188 230H189V229H188ZM205 230H206V231H208V230L210 231V228L205 229ZM212 230L214 231L215 228L213 227ZM222 230H223V227H222ZM222 230H221V231H222ZM229 230H230V229H229ZM247 230L250 231V227H249ZM247 230H246V231H247ZM95 231H96V230H95ZM103 231H104V230H103ZM109 231H110V230H109ZM121 231H122V230H121ZM124 231H122V232H124ZM144 231H145V230H144ZM176 231H177V230H176ZM182 231H184V233H185V232H189V233H191L190 230H189V231H185L184 229H182ZM194 231H195V233H196L197 230L195 229ZM206 231H205V232H206ZM213 231H212V232H213ZM238 231H239V230H238ZM241 231H242V230H241ZM249 231H248V234L250 233ZM66 232H67V231H66ZM75 232H76V231H75ZM122 232H121V233H122ZM129 232H130V234L135 233V232H133V231L131 232V231L128 230L127 233H129ZM137 232H138V231H137ZM152 232H153V229H152ZM152 232H149V233H152ZM156 232H158V230H157ZM177 232H179V231H177ZM212 232H211V234H213ZM222 232H224V233H221V232H220V233L224 235V234H225V230H223ZM227 232H228V231H227ZM243 232H244V231H243ZM73 233H74V232H73ZM83 233H84V232H83ZM91 233H93V232L91 231ZM95 233H96V232H95ZM95 233H94V234H95ZM104 233H105V232H104ZM106 233H107V232H106ZM106 233H105V234H106ZM108 233H109V232H108ZM108 233H107V234H108ZM115 233H118V232H116V229H115ZM115 233H114V234H115ZM119 233H120V232H119ZM144 233H145V232H144ZM179 233H180V232H179ZM203 233H204V231H203ZM214 233H215V232H214ZM238 233H239V232H238ZM238 233H235V236H236ZM241 233H242V232H241ZM252 233H253V232H252ZM254 233H255V232H254ZM71 234H72V233H71ZM109 234H110V236H113V237L116 236V234H115V236H114V234H112L111 232H110ZM135 234H136V233H135ZM158 234H159V233H158ZM158 234L152 235V237H153V236H157ZM169 234H170V233H169ZM177 234H178V233H177ZM177 234H176V235H177ZM185 234H186V233H185ZM193 234H194V233H193ZM197 234H198V232L196 233V235H197ZM209 234H210V233H209ZM209 234H208V235H209ZM218 234H219V233H218ZM239 234H240V233H239ZM239 234H238V235H239ZM79 235H80V232H79ZM81 235H82V234H81ZM81 235H80V236H81ZM88 235H89V234H88ZM90 235H91V234H90ZM118 235H119V234H117V236H118ZM123 235H124V234H123ZM123 235H120V236H123ZM147 235H148V233H147ZM180 235H181V234H180ZM180 235L178 234V237H180ZM182 235H183V234H182ZM223 235H222V236H223ZM226 235H227V234H226ZM226 235H224V236L226 237ZM240 235H241V234H240ZM249 235H250V234H249ZM71 236H72V235H71ZM76 236L78 237V235H76ZM97 236H98V235H97ZM108 236H109V235H108ZM137 236H138V234H137ZM167 236H169V235H167ZM185 236H186V235H185ZM190 236H191V234H190ZM198 236H199V234H198ZM209 236H210V235H209ZM209 236H207V237H209ZM217 236H218V235H217ZM219 236H220V234H219ZM222 236L219 237V238H222V239L219 240V238H218V241H221V240L224 241L223 238H225V237H224V236L222 237ZM242 236H243V234H242ZM100 237H101V236H100ZM100 237H99V238H100ZM102 237H104V236H102ZM125 237H126V236H125ZM143 237H146V236H142V238H143ZM148 237H149V236H148ZM150 237H151V234H150ZM150 237H149V238H150ZM186 237H187V236H186ZM195 237H196V236H195ZM210 237H211V236H210ZM212 237H213V236H212ZM214 237H215V236H214ZM230 237H231V234H230ZM230 237H228V238H230ZM232 237H233V236H232ZM238 237H239V236H238ZM19 238H20V237H19ZM87 238H88V236H87ZM89 238H90V236H89ZM95 238H96V237H95ZM97 238H98V237H97ZM106 238H107V236H106ZM110 238H111V240L113 239L112 237H110ZM122 238H124V237H122ZM173 238H174V237H173ZM180 238H181V237H180ZM180 238H178V240H179ZM202 238H203V237H202ZM228 238H227V239H228ZM234 238H235V237H234ZM234 238H233V239H234ZM242 238H243V237H242ZM244 238L246 239V237H244ZM244 238H243V239H244ZM26 239H27V238H26ZM85 239H86V238H85ZM107 239H108V238H107ZM107 239H106V241H107ZM114 239L117 240L118 237H117V238L115 237ZM120 239H121V238L119 237L118 241H119ZM162 239H163V238H162ZM195 239H196V238H195ZM195 239H194V240H195ZM203 239H205V237H204ZM210 239H211V238H210ZM212 239H213V238H212ZM227 239H225V241H226ZM238 239H239V238H238ZM238 239H236V240H238ZM243 239H242V240H243ZM24 240H25V239H24ZM76 240H77V239H76ZM83 240H84V238H83ZM99 240H101V238H100ZM158 240H159V239H158ZM171 240H172V239H171ZM196 240H197V239H196ZM208 240H209V238H208ZM228 240H229V239H228ZM231 240H232V239H231ZM231 240H230V241H231ZM239 240H241V239H239ZM20 241H21V240H20ZM20 241H19V242H20ZM28 241H29V240H28ZM67 241H68V240H67ZM103 241H104V239H103ZM191 241H192V240H191ZM199 241H201V240L199 239ZM223 241H222V244L225 243V242H223ZM230 241H228V243H229ZM21 242H22V241H21ZM21 242H20V243H21ZM108 242H109V240H108ZM116 242H117V241H116ZM116 242L114 243V240H113L114 245L116 244ZM162 242H163V241H162ZM215 242H216V241H215ZM233 242H234V241H233ZM15 243H16V242H15ZM15 243H14V244H15ZM97 243H98V242H97ZM113 243H112V244H113ZM168 243H169V242H168ZM186 243H187V242H186ZM193 243L195 244L196 242H193ZM206 243H207V241L204 242V240H203V244H201V242H199V244H201V245H199V246H201L202 248H204V247H205L204 244H206ZM208 243H209V241H208ZM208 243H207V244H208ZM212 243H214V242H212ZM104 244H105V243H104ZM108 244H109V243H108ZM156 244H157V243H156ZM207 244H206V245H207ZM210 244H211V243H210ZM215 244H216V243H215ZM225 244H226V243H225ZM231 244H233V243H231ZM235 244H236V243H234V245H235ZM257 244H258V243H257ZM257 244H256V245H257ZM35 245H36V244H35ZM99 245H100V244H99ZM102 245H103V244H102ZM102 245H101V247H102ZM105 245H107V244H105ZM109 245H111V244H109ZM181 245H182V243H181ZM183 245H185V244H183ZM186 245H187V244H186ZM197 245H198V244H197ZM197 245L195 244V246H197ZM202 245H204V247H203ZM17 246H18V244H17ZM17 246H14V247H17ZM86 246H87V245H86ZM103 246H104V245H103ZM172 246H173V245H172ZM199 246L196 247V248L199 249ZM219 246H222L221 243H220ZM223 246H224V244H223ZM223 246H222V247H223ZM226 246H227V245H226ZM63 247H64V246H63ZM63 247H62V248H63ZM92 247H93V246H92ZM98 247H99V246H98ZM98 247H97V248H98ZM106 247H110V246L107 245ZM154 247H155V246H154ZM154 247H153V248H154ZM156 247H157V246H156ZM190 247H191V246H190ZM201 247H200V248H201ZM217 247H218V246H217ZM222 247H220V249L223 250ZM224 247H225V246H224ZM89 248H91V247H89ZM103 248H104V247H103ZM112 248H113V245H112ZM191 248H192V247H191ZM202 248H201V250H202ZM225 248L228 249L229 247H225ZM225 248H224V250H225ZM6 249H7V248H6ZM43 249H44V248H43ZM87 249H88V248H87ZM98 249H101V248H98ZM98 249H97V250H98ZM188 249H189V247H188ZM217 249H218V248H217ZM217 249H215V250H217ZM23 250H24V249H23ZM95 250H96V249H95ZM97 250H96V251H97ZM110 250H111V249H110ZM152 250H153V249H152ZM189 250H190V249H189ZM209 250H210V248H209ZM229 250H230V249H229ZM99 251H100V250H99ZM99 251H98L97 253H99ZM144 251H145V250H144ZM169 251H170V250H169ZM186 251H187V249H186ZM193 251H194V250H193ZM196 251H198V250H196ZM4 252H6V251H4ZM136 252H137V251H136ZM154 252H155V251H154ZM184 252H185V251H184ZM194 252H195V251H194ZM219 252H220V251H219ZM261 252H262V251H261ZM89 253H90V251H89ZM97 253H94V254H96V255H94V256H95V259H96ZM168 253H169V252H168ZM186 253L189 254L188 252H186ZM190 253H193V252L190 251ZM203 253H204V252H203ZM227 253H228V252H227ZM250 253H251V252H250ZM3 254H4V253H3ZM99 254H100V253H99ZM99 254H98V257H100V259L102 260V258H101L102 256H100ZM101 254H103V253H101ZM127 254H128V253H127ZM173 254H174V253H173ZM195 254H196V252H195ZM210 254H211V250H210ZM233 254H234V253H233ZM241 254H242V253H241ZM87 255H88V254H87ZM92 255H93V254H92ZM168 255H169V254H168ZM192 255H193V254H192ZM198 255H201V254H198ZM203 255H204V254H203ZM205 255H206V254H205ZM207 255H208V254H207ZM262 255H263V254H262ZM262 255H261V256H262ZM89 256H90V254H89ZM94 256H93V257H94ZM122 256H123V255H122ZM129 256H130V254H129ZM129 256H128V257H129ZM139 256H140V255H139ZM139 256H138V257H139ZM185 256H186V255H185ZM215 256H216V255H215ZM223 256H224V255H223ZM259 256H260V255H259ZM5 257H6V256H5ZM163 257H164V256H163ZM200 257H201V256H200ZM200 257H197V258H200ZM218 257H219V256H218ZM224 257H225V256H224ZM12 258H13V257H12ZM90 258H92V257L90 256L89 259H90ZM124 258H125V257H124ZM154 258H155V257H154ZM156 258H157V257H156ZM186 258H187V256H186ZM188 258H189V257H188ZM201 258H202V257H201ZM243 258H244V257H243ZM251 258L253 259V257H251ZM251 258H250V259H251ZM1 259H2V257H1ZM92 259H94V258H92ZM92 259H90V260H92ZM98 259H99V258H98ZM104 259H105V258H104ZM163 259H164V258H163ZM222 259H223V258H222ZM250 259H249V260H250ZM254 259H255V258H254ZM78 260H79V259H78ZM96 260H97V259H96ZM150 260H151V259H150ZM166 260H167V258H166ZM177 260H178V259H177ZM225 260H226V259H225ZM225 260H224V261H225ZM234 260H235V259H234ZM255 260H256V259H255ZM93 261H94V260H93ZM97 261H98V260H97ZM106 261H107V260H106ZM106 261H105V262H106ZM111 261H112V260H111ZM162 261H163V260H162ZM184 261H185V259H184ZM186 261H187V260H186ZM186 261H185V262H186ZM191 261L194 262L193 259H192ZM212 261H213V259H212ZM12 262H13V261H12ZM87 262H88V260L86 261V263H87ZM89 262H92V261H89ZM109 262H110V261H109ZM109 262H108L107 264H110V263H111V262H110V263H109ZM163 262H164V261H163ZM189 262H190V260H189ZM209 262H210V261H209ZM263 262H264V261H263ZM1 263H3L2 260H1ZM96 263H97V262H96ZM170 263H173V262H170ZM194 263H195V262H194ZM94 264H95V263H94ZM99 264H100V263H99ZM211 264H212V263H211ZM224 264H225V263H224ZM226 264H227V263H226ZM257 264H258V263H257ZM259 264H260V261H259Z\"/></svg>",
    "mask_w": 264,
    "mask_h": 264
}]
</instances>
